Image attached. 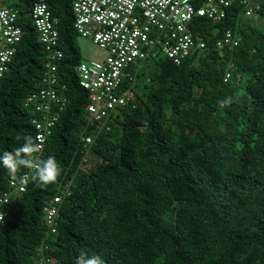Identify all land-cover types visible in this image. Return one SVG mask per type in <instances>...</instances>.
Segmentation results:
<instances>
[{
    "label": "trees",
    "instance_id": "1",
    "mask_svg": "<svg viewBox=\"0 0 264 264\" xmlns=\"http://www.w3.org/2000/svg\"><path fill=\"white\" fill-rule=\"evenodd\" d=\"M29 1L20 4L22 41L0 80V155L26 136L35 141L25 102L43 87L47 52ZM74 2L47 0L69 103L43 159L55 157L62 171L48 185L30 181L3 208L0 264H40V252L50 264H76L81 253L105 264H264V25L245 18L238 2L219 23L196 17L190 29L206 48L180 65L158 54L130 66L120 89L130 103L86 148L90 95L77 74ZM228 31L241 42L220 54L216 43ZM228 97L232 104L220 103ZM10 180L0 166V191ZM64 191L50 234L44 208Z\"/></svg>",
    "mask_w": 264,
    "mask_h": 264
},
{
    "label": "built area",
    "instance_id": "2",
    "mask_svg": "<svg viewBox=\"0 0 264 264\" xmlns=\"http://www.w3.org/2000/svg\"><path fill=\"white\" fill-rule=\"evenodd\" d=\"M236 2L243 7V15L257 24L264 25L262 4L250 0H75L73 13L77 34L93 41L106 53L102 62L81 63L77 74L81 87L89 92L90 103L86 108L87 127L81 134L84 147L95 143V135L102 129L110 130L108 121L117 109L130 103V96L120 93L128 68L158 54L180 65L197 50H204L203 39H195L190 25L196 17H206L215 23L223 21L227 10ZM22 0H0V80L7 72L22 41V29L18 25ZM27 15L36 30L39 41L47 52L42 88L30 94L25 106L33 113L32 124L36 135L42 137V160L48 140L68 106L67 87L61 81L59 67L64 59L60 48V33L47 0H30ZM239 35L228 31L217 41L220 54L239 46ZM231 73L226 72L228 82ZM90 128H94L91 132ZM93 133V134H90ZM87 161V158L84 159ZM26 173H30V170ZM27 185L13 184L0 191V213L13 196L27 191ZM65 191L55 195L44 208V223L50 234L57 233V222ZM40 264H50L42 252Z\"/></svg>",
    "mask_w": 264,
    "mask_h": 264
},
{
    "label": "clouds",
    "instance_id": "3",
    "mask_svg": "<svg viewBox=\"0 0 264 264\" xmlns=\"http://www.w3.org/2000/svg\"><path fill=\"white\" fill-rule=\"evenodd\" d=\"M223 105L233 103L231 97L223 99ZM42 137L37 135L35 141L31 136L24 138L22 146L14 151H4L0 155V166H2L11 179L13 184L21 186L27 185L30 181L38 182L41 185H48L57 180L61 174V167L56 158L49 156L47 159L41 160L36 154L41 152ZM28 169L30 173L19 175L21 169ZM4 220V214L0 213V221ZM76 264H105L98 255L87 256L85 253L77 258Z\"/></svg>",
    "mask_w": 264,
    "mask_h": 264
},
{
    "label": "rangeland",
    "instance_id": "4",
    "mask_svg": "<svg viewBox=\"0 0 264 264\" xmlns=\"http://www.w3.org/2000/svg\"><path fill=\"white\" fill-rule=\"evenodd\" d=\"M78 44L82 54V63H90L92 61L102 62L105 60L106 53L101 50L93 41L78 37Z\"/></svg>",
    "mask_w": 264,
    "mask_h": 264
},
{
    "label": "water",
    "instance_id": "5",
    "mask_svg": "<svg viewBox=\"0 0 264 264\" xmlns=\"http://www.w3.org/2000/svg\"><path fill=\"white\" fill-rule=\"evenodd\" d=\"M253 4H264V0H250Z\"/></svg>",
    "mask_w": 264,
    "mask_h": 264
}]
</instances>
